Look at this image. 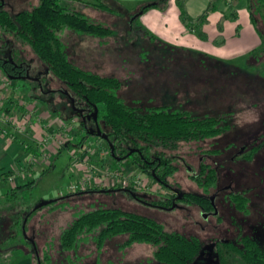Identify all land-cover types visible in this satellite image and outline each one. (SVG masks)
<instances>
[{"label":"rangeland","instance_id":"rangeland-1","mask_svg":"<svg viewBox=\"0 0 264 264\" xmlns=\"http://www.w3.org/2000/svg\"><path fill=\"white\" fill-rule=\"evenodd\" d=\"M1 1L10 14L16 15L23 11H31L42 0ZM91 1L60 0V3L67 7L68 11H80L92 21L112 27L114 34L103 39L89 34L81 35L71 29L61 31V38L67 46L71 60L95 74L119 79L122 84L119 96L129 106L138 107L141 113L148 112L153 106L166 105L171 110H186L200 118L208 116L219 118L221 126L224 127L220 135L197 142H182L180 149L174 153L180 168L173 184L180 185L178 184L180 182L185 188L194 184L195 182L188 180V173L191 169V172L199 170L203 156L207 162L218 163L219 172L227 173L229 179L236 181V189L249 195L252 213L247 215L236 211L230 214L224 212L222 219L213 216L209 222L201 217L191 218L179 211L151 206L145 201L146 196L143 194H139L138 198L130 191L117 189L107 194L83 195L73 204L68 205L66 210L41 207L29 224V226L34 225V228L42 233L36 241L40 247L47 242L51 248L57 247L51 249L52 254L57 255L61 232L75 218V212L103 204L151 217L163 224L168 231L198 236L202 241V249L192 264H247L233 252L228 251L227 254L221 242L225 238L237 239L249 233L264 247V147L253 159L240 158L237 162L231 161L241 147L250 144L255 146L257 143L251 141L256 140L264 131V41L260 38L259 44L248 46L247 50L232 57L225 54V49L221 48L208 50L206 46L178 45L141 25L142 17L138 15L142 9L141 5L136 7L135 4L129 5L115 0L114 10L108 11L96 6L101 2L106 3V0ZM133 20L135 29L129 31V25ZM201 31L196 32V39L202 40L197 37L200 36ZM207 32L209 39L213 41L212 26L208 27ZM262 32L264 33L263 26ZM228 37L230 41L235 39L232 34ZM107 40L108 43L103 42ZM0 55L22 59L29 65L31 78L17 81L20 82L19 84L26 83L25 88L31 98L42 99L45 107L53 112L57 108L60 109L61 114L66 118L71 114L65 111L64 107L68 103L64 95L59 92L60 89H68V86L50 70L47 63L39 58L31 43L19 38L13 31H4L0 28ZM37 76L42 79L45 90L38 82ZM3 88L7 89L6 86ZM78 107L82 109V103L78 102ZM28 112L34 114L32 111ZM13 113L17 116L21 115L19 111ZM76 115L77 118H82L78 112ZM33 118L31 131L35 129L36 121L42 120L40 117ZM94 124L96 126L97 123ZM4 125L8 129L7 124ZM62 125L55 131L44 126L42 136L37 138L32 146L39 145L38 142L44 138L46 132L61 131ZM98 126L101 132L97 134L107 133L101 117ZM69 128L70 134H73L75 129L80 127L75 123L69 125ZM97 134L86 132L81 134L79 131L76 138L69 141L54 159V153L60 151L62 147L59 144H51L46 151L47 155L51 154L49 158L51 165H48L46 155L44 156L41 148L36 156L32 154L36 160L35 162L31 160L32 167H40L42 163L45 170H38L34 174L33 186L17 189L18 196L15 199H10L11 196L7 194L20 184L15 186L13 183L0 180V193L3 195L0 213H5L7 216L9 214V217L14 218L18 212H28L44 201L56 200L61 193H71L69 186L85 173L84 166L82 167L81 163L75 164V161L89 153L84 150L86 144H92L100 149L95 154L89 153L90 162L103 170L107 167L115 168L114 158L111 155L102 156L101 150L109 151V148L105 140ZM21 136L24 138L27 134H19V137ZM82 143L84 144L81 148ZM75 151L77 153H74ZM249 155L250 151L243 154L244 157ZM19 159L15 162L18 166L20 161H23ZM54 160L55 166L45 173L53 166ZM132 160V158L122 160L118 168L126 177H139L150 189H153V191L148 189L142 191H148L147 197L159 199L169 193L153 176L142 172ZM224 163L228 164L223 166ZM230 163H236L234 167L237 169H234ZM28 164L29 162L26 167H29ZM26 167H22L24 171ZM97 177L100 179L103 175ZM19 180L22 182L21 185H25L26 179L19 178L18 182ZM229 182L226 179L223 184ZM3 204L7 206L4 207ZM9 208L13 210L9 212ZM22 235L26 239L27 236H24V233ZM31 235L37 237L35 234ZM127 238V234L114 236L99 246L98 240L90 236L81 248L83 254L77 259L73 256L70 259L79 260V264H165L155 259L153 245L135 243L127 246L124 245ZM30 246L31 244L28 243L26 249L14 251L8 257V263L15 262L19 258H30L33 261L35 259L34 264H36L34 246L33 248ZM66 257V254L61 255L60 259L66 260ZM67 264H70L69 260Z\"/></svg>","mask_w":264,"mask_h":264},{"label":"trees","instance_id":"trees-1","mask_svg":"<svg viewBox=\"0 0 264 264\" xmlns=\"http://www.w3.org/2000/svg\"><path fill=\"white\" fill-rule=\"evenodd\" d=\"M164 1L161 0V2ZM188 1L176 0L181 20L188 29L199 30L209 21L210 15L217 10L218 0H210L207 9L196 18H191L188 13ZM240 1L232 0L230 3L234 8ZM248 4L254 28L264 41L262 32V26L264 29V0H248ZM96 6L104 9L107 4L101 2ZM149 7V5L144 6L142 9L147 10ZM230 17L238 18L236 9H232ZM228 18L222 15L218 23L219 34L214 40L217 45L226 43L224 33ZM0 28L4 31H13L19 38L31 43L39 58L48 64L50 70L59 79L66 83L74 98L99 110L98 118H102L107 128L106 139H101H104L105 143L115 150V155H118L120 150V154L124 156L120 159L115 156L113 159L117 167L122 160L132 158V162L142 172L153 176L164 186L172 184L180 168L174 163V153L180 149L182 142L201 141L216 137L224 131L219 118L210 116L200 118L186 110H171L166 105L153 106L148 112L141 113L138 107L129 106L119 96V90L122 87L119 79L95 74L75 64L61 38V31L71 29L81 35L89 34L107 39L113 36L114 30L103 23L92 21L80 11H68L67 7L61 5L60 0H42L31 11H23L16 15L10 14L4 6L0 5ZM13 65L10 61L0 59V69L10 79H16L13 77L16 68ZM15 82L20 83L17 80ZM34 150L35 147H28L30 153ZM149 161H154V163L150 166ZM52 167L45 173L49 172ZM0 175V180L9 182L12 171L4 172L0 168ZM197 180L201 186H204L206 192L210 193L219 182V173L211 165H205ZM34 183L35 180H32L25 185H17L7 195L11 196H9L10 199H15L18 196L17 189L33 186ZM117 189L130 191L139 198L140 191L116 185L71 192L56 200L44 201L28 212H18L14 218L9 217V214L7 216L5 213H0V264L8 263V257L14 251L21 248L26 249L28 243L32 248L34 246L36 264H64L65 262L67 264L68 260L70 264H79V260L70 259V257L77 259L81 256V248L85 245L87 238L94 236L99 246H102L108 238L122 234L128 235L124 245L130 246L135 243L153 245L155 259L165 264H192L198 258L202 249V242L199 238L177 231H168L163 224L151 217L103 204H98L89 210L75 212V218L61 232L57 255L54 256L51 252L52 248L57 247L51 248L48 242L42 247L39 246L36 238L42 233L36 230L34 225L29 226V224L41 207L66 210L68 205L73 204L83 195L107 194ZM194 199L205 203V197L194 196ZM231 200L239 210L249 213L251 200L247 194L233 192ZM3 206L7 205L3 204ZM12 210V208L8 209L9 212ZM34 231L37 237H32L31 234H34ZM23 233L27 236L26 239ZM227 246L247 264H264V247L249 235L242 237L240 242H230ZM64 254L67 255L66 260H61L60 256Z\"/></svg>","mask_w":264,"mask_h":264},{"label":"crops","instance_id":"crops-1","mask_svg":"<svg viewBox=\"0 0 264 264\" xmlns=\"http://www.w3.org/2000/svg\"><path fill=\"white\" fill-rule=\"evenodd\" d=\"M82 1V0H78ZM86 1V0H83ZM88 2H92L91 0H87ZM124 4L129 5H137L136 7L150 6L147 10H141L138 13L139 16L142 17V26H146L150 28L156 34H159L163 38L168 39L169 41L176 43L178 45H186V46H206L208 50L213 48H221L225 49L227 55L230 57L236 56V54L242 53L243 50L248 48V46H254L260 43V36L254 28V25L251 20V15L248 7V0H241L237 6L232 7L230 1L232 0H218L217 1V10L213 12L209 21L203 25L199 30L200 37L202 40L196 39V32L198 30L188 29L180 17V9L176 3V0H165L161 2V0H117ZM158 3H160L158 5ZM210 0H189L187 3V10L191 18H196L203 14V12L207 9ZM107 6L104 8L108 11H113L115 6V0H106ZM232 9H236L238 12V18L232 19L230 16L232 14ZM137 15V16H138ZM222 15L228 16V20L225 23V38L226 43L224 45H217L214 43V40L219 34L218 31V23L222 17ZM212 26V40L209 38V34L207 32L208 27ZM135 28V24L129 25L128 30H133ZM232 34V37L235 39L229 40V35ZM207 42L205 44L204 42ZM108 43L107 41H103ZM247 50V49H246ZM2 70L0 69V92H4L7 94L8 98L6 100V105L9 106L10 111L20 112L23 114L28 111H32L33 117L42 118L41 122L36 121V127L34 130H30L27 136L24 138L18 137L16 140L12 141L8 136L4 135L2 130L6 128L4 125V121L0 114V168L3 169L4 172L13 171L20 167H26L27 162H29V167L27 166L25 171L23 170L19 174V178L26 179L25 184L31 182L33 180L34 174L40 170H45V166L40 165V167H32V163L35 162V156L39 153L40 147L35 145V150L33 153L28 151V146H32L35 144L37 138L42 136L44 126H48L49 130L53 129L54 131L60 127L63 122H67V119L71 117H65L61 114L60 111H52L45 107V103L39 98H31L30 93L26 91L24 83L19 84L15 81H12V84L7 86L6 90L3 83L2 78ZM7 91V92H6ZM34 120V119H33ZM79 129H75L74 133L71 134L69 141L71 142L76 138L78 132L81 134L85 133V129L79 126ZM10 133L14 132L12 127L8 128ZM88 134V131L86 132ZM101 138V137H100ZM84 143L80 144L82 148ZM64 149V147L55 152L54 157L60 154V152ZM74 153H77L76 151ZM34 154V155H32ZM22 159L20 161V166H18L15 162L18 159ZM19 159V160H20ZM33 162H32V161ZM19 162V161H18ZM22 162V163H21ZM55 166V160L53 162V167ZM52 167V168H53ZM19 180V184L22 182ZM4 189H2L3 191ZM2 196L0 193V202L2 201ZM83 254V253H82ZM20 260V261H19ZM15 261V260H14ZM35 261V259H34ZM33 259L30 258H19L15 262H10L6 264H34Z\"/></svg>","mask_w":264,"mask_h":264},{"label":"flooded vegetation","instance_id":"flooded-vegetation-1","mask_svg":"<svg viewBox=\"0 0 264 264\" xmlns=\"http://www.w3.org/2000/svg\"><path fill=\"white\" fill-rule=\"evenodd\" d=\"M0 2H1L0 5L3 6V2L1 0H0ZM133 22L135 24L134 20H133ZM133 22L131 24H133ZM0 59L12 62L14 64L13 65L14 68L16 67L15 71L13 72V77L16 79H10L7 76L11 81H15V80L25 81L28 78H31L30 67L22 59L17 60V59L12 58L11 56H5V55H2V56L0 55ZM38 82H40L42 84V88L45 90V86H43L42 79L39 77H38ZM22 83L26 84L25 82H22ZM59 92H61L64 95V98H66V102L69 104V105L67 104L68 106L66 105L64 107V109H66L65 111L71 112V114L69 116H67V117H71V118L67 121H71L72 119H75L76 123L79 124V126H81V128L85 129L86 132L89 131V132L94 133V134H96L97 132H101L100 127L98 126V120L100 119V118H98L99 112L96 111L95 107H93L89 104H86L84 101H80V100L74 98L71 95L69 88L63 89V90L60 89ZM78 102L82 103V105H83L82 109H79ZM56 110L60 111V109H58V108ZM73 110H76V112H78L82 116V118H77L76 112H74ZM94 123H97L96 126ZM106 134L107 133H105L104 135H106ZM251 142L257 143V144L255 146L250 144V145H245V146L241 147L240 150L237 152V154L231 158V161L237 162V160H239L240 158H248V159L252 158L253 159L256 156V154H258L259 150L264 147V145H263L264 144V131L261 132V135L256 140H253ZM108 148H109V152H110V155L112 156V158L115 159V156H117L118 159L124 157L120 154V150L118 151V155L114 156V154L112 153V149L109 147V145H108ZM208 151L214 152L216 150H208ZM248 151H250V155L248 157L247 156L244 157L243 154L248 152ZM217 152H221V151L217 150ZM149 162H150V164H149L150 166L154 163V161H149ZM227 162H228V160H227ZM174 163L176 165H178L176 163V156H174ZM158 164H160V163L158 162ZM226 164H228V163H224L223 166ZM230 164L232 165V167H234L236 163H234V164L230 163ZM205 165H209V166L211 165V167L215 168L219 173V182H218L217 186L214 188V190H212V192H210V193L206 192L204 186H201L197 180L198 176L201 173V170L205 167ZM158 166L160 167V165H158ZM219 168H220V165L218 163L207 162L206 159H204V157L202 156V159L200 160L199 170L197 172H191L192 169L190 168L191 170L188 173V180H191L193 183L194 182L195 183L190 184L188 186V188H185L183 186V184H181L180 182H178V184H180V185H175L172 183V184H167L165 186L159 182L166 190H168L169 193H166V195H163L159 199L153 198V197H147L149 194L148 191L147 192H139V194H143L144 196H146L145 201L151 206H154L157 208H163V209H167V210L179 211L181 213H184V215H186L187 217H191V218L201 217V218H203L209 222H211V217H213V216H215L216 218L222 219L224 212H229V214L232 213L233 211L245 213L244 211L239 210L235 206V204L232 202L231 193H233V192L234 193L235 192L236 193H244V194H247V193H245L244 191L237 190L236 189V181L229 179L230 176H228L227 173L221 174L219 172ZM234 169H237V167H234ZM239 170H241V169H239ZM178 171H177V173H178ZM226 179L230 182L227 184H223V182ZM196 185H197V187H195ZM194 196L195 197H205V203L195 201ZM247 196L249 197L248 194H247ZM250 204H251V201H250ZM249 207H250L249 213H245L247 215H250L252 213L251 206H249ZM237 216H238V214H237ZM34 234H35V232H34ZM181 234H183V233H181ZM184 235H186V234H184ZM246 235L253 237L251 234L246 233V234L239 236V238H237V239L225 238L223 240V242H221V244H223L225 246V249L227 250V254H228V251H231L230 248L227 246V244L230 242L238 243V242H240L242 237H244ZM192 236H195V235H192ZM192 236H190V237H192ZM195 237L199 238L198 236H195ZM231 252H233V251H231Z\"/></svg>","mask_w":264,"mask_h":264},{"label":"built area","instance_id":"built-area-1","mask_svg":"<svg viewBox=\"0 0 264 264\" xmlns=\"http://www.w3.org/2000/svg\"><path fill=\"white\" fill-rule=\"evenodd\" d=\"M2 78L4 86L7 87L12 84V81L4 74V72L2 74ZM7 98L8 96L6 93L0 92V114L4 123L7 124V127H12L14 129V132L10 133L7 128H4L2 132L4 135L8 136L12 141H14L19 137V134L26 135L29 133L32 128L34 118L30 112L23 113L20 116L12 113L9 106L6 105ZM63 123L64 125H62L63 127L61 131L54 133L46 132L44 138L38 142V146L41 148L44 156L46 155L45 157L48 165H51L52 162L49 161L51 154L47 155L46 153L47 148H50L51 144H59L62 148L67 146L70 139L69 136L71 135L69 125L75 124L76 120L72 119L71 121H65ZM84 150L89 152L90 154H95V152L100 149L94 147L92 144H86L84 145ZM101 151L102 156L110 155V152L106 149H102ZM89 153L81 156L82 158H78L75 161V164L81 163L82 167L84 166L83 169L85 168V173L76 182L69 186V192H80L89 190L91 188H105L116 185L122 188H131L140 192L145 189H148V191H153V189H150L148 185H146L145 182L141 180V178H128L118 167L111 169L107 167L106 170L97 167L95 163L90 162ZM22 171V167L13 170V174L9 177L8 181L15 184L16 186L18 184L19 174ZM97 175H103V177L99 179ZM63 195H65V193H61V196Z\"/></svg>","mask_w":264,"mask_h":264},{"label":"water","instance_id":"water-1","mask_svg":"<svg viewBox=\"0 0 264 264\" xmlns=\"http://www.w3.org/2000/svg\"><path fill=\"white\" fill-rule=\"evenodd\" d=\"M96 111L98 112V109H97V108H96ZM88 134H94V133H91V132L88 131ZM96 134H97V133H96ZM96 134H95V135H96ZM97 135L100 136L101 138L106 139V135H104V134H103V135H101V134H97ZM112 153L114 154V149H113V148H112ZM114 156H115V154H114ZM46 202H47V201H46ZM48 202H49V201H48Z\"/></svg>","mask_w":264,"mask_h":264}]
</instances>
